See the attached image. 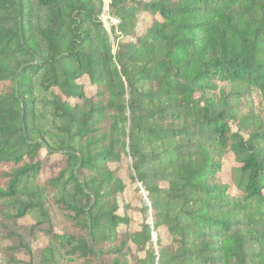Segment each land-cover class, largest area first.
Returning <instances> with one entry per match:
<instances>
[{
    "label": "trees",
    "instance_id": "1",
    "mask_svg": "<svg viewBox=\"0 0 264 264\" xmlns=\"http://www.w3.org/2000/svg\"><path fill=\"white\" fill-rule=\"evenodd\" d=\"M106 5L0 0V264H264V0Z\"/></svg>",
    "mask_w": 264,
    "mask_h": 264
},
{
    "label": "rangeland",
    "instance_id": "2",
    "mask_svg": "<svg viewBox=\"0 0 264 264\" xmlns=\"http://www.w3.org/2000/svg\"><path fill=\"white\" fill-rule=\"evenodd\" d=\"M106 4H107V0H104V8H103V11L101 13L100 18H101L103 24L105 25V27L108 28L109 27L108 21H110L109 20L110 18L107 16V14H105V12L107 11V5ZM111 23L116 24V21L111 20ZM233 167H235V163L233 161V158L231 156H226L224 159V166L218 175L219 178L223 182H226V183L230 182V171ZM111 168L117 169L119 176L121 177V179L123 180V182L126 185V189H125L123 196L120 197L118 200H119V203H121V204L128 203L134 207L135 210L133 212L129 213V216H131V219H132V222H131L129 228L132 230H136L142 221V216L137 209L142 207V205L145 202L140 201L139 195L135 192V185L133 183H131L129 180V163H128V160H123L120 164L112 165ZM158 235H160L163 242L167 241V237L164 235L163 230H161ZM153 239L154 240L157 239L155 233H153ZM42 244H44V243L43 242L39 243V245H42Z\"/></svg>",
    "mask_w": 264,
    "mask_h": 264
}]
</instances>
